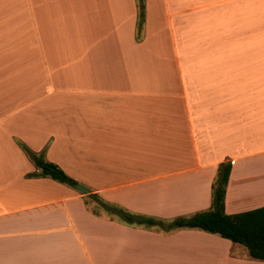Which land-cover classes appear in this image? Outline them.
<instances>
[{
    "label": "crops",
    "instance_id": "obj_1",
    "mask_svg": "<svg viewBox=\"0 0 264 264\" xmlns=\"http://www.w3.org/2000/svg\"><path fill=\"white\" fill-rule=\"evenodd\" d=\"M137 13L0 0V264H264L216 234L89 208L94 194L191 217L226 162L225 214L264 207V29L239 44V0H144L141 27ZM20 145L89 193L39 176Z\"/></svg>",
    "mask_w": 264,
    "mask_h": 264
},
{
    "label": "trees",
    "instance_id": "obj_2",
    "mask_svg": "<svg viewBox=\"0 0 264 264\" xmlns=\"http://www.w3.org/2000/svg\"><path fill=\"white\" fill-rule=\"evenodd\" d=\"M137 26L144 21V0H137ZM21 149L31 162L39 169V176L50 178L56 182L70 186L76 183L70 179L58 165L44 159L42 154L34 153L24 145ZM230 162L221 163L212 184L211 209L197 213L188 218H178L165 223L150 217L132 214L118 206L102 201L97 195L88 194L87 199L93 201L108 216L127 225L158 227L164 230L177 228L200 229L210 234L219 235L232 243L246 248L250 258L264 261V207L244 213L227 215L224 212L225 188L230 173ZM88 205V202L85 201ZM96 214L95 210H92Z\"/></svg>",
    "mask_w": 264,
    "mask_h": 264
},
{
    "label": "rangeland",
    "instance_id": "obj_3",
    "mask_svg": "<svg viewBox=\"0 0 264 264\" xmlns=\"http://www.w3.org/2000/svg\"><path fill=\"white\" fill-rule=\"evenodd\" d=\"M257 29H264V0H239V30L243 32L239 35V44L251 43L255 37H251L249 33ZM89 208L101 211L93 201H89Z\"/></svg>",
    "mask_w": 264,
    "mask_h": 264
},
{
    "label": "water",
    "instance_id": "obj_4",
    "mask_svg": "<svg viewBox=\"0 0 264 264\" xmlns=\"http://www.w3.org/2000/svg\"><path fill=\"white\" fill-rule=\"evenodd\" d=\"M70 186H71L72 188H74V189L80 191V192L83 193V194H88V193H89V191H88L85 187H83V186H81V185H79V184H77V183H70Z\"/></svg>",
    "mask_w": 264,
    "mask_h": 264
}]
</instances>
